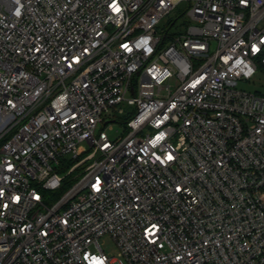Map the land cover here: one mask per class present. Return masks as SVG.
Masks as SVG:
<instances>
[{"label":"built area","instance_id":"2783aa9c","mask_svg":"<svg viewBox=\"0 0 264 264\" xmlns=\"http://www.w3.org/2000/svg\"><path fill=\"white\" fill-rule=\"evenodd\" d=\"M259 77L264 0H0V264H264Z\"/></svg>","mask_w":264,"mask_h":264},{"label":"rangeland","instance_id":"374dc122","mask_svg":"<svg viewBox=\"0 0 264 264\" xmlns=\"http://www.w3.org/2000/svg\"><path fill=\"white\" fill-rule=\"evenodd\" d=\"M186 9V5L183 2H180L172 11L171 13L160 23L157 30L164 31L166 29L167 35H177L184 32L185 27L189 24L187 19L184 17V10ZM171 23V25L168 26V24ZM239 88L244 89L248 92L252 91H259L264 87V78H254L252 82L249 83H240L238 85ZM134 95L137 96V84H134ZM125 97H130V94H125ZM120 109L122 111V114H118L117 110ZM132 108L127 107L125 104H120L110 110L109 114L106 116V122H105V129L104 132L107 136V138L112 141L117 138L123 137L127 130L125 129L124 123L129 115V111ZM110 126V129H107L106 127ZM77 150L80 153L81 157L89 154L90 150L87 149L86 145L84 143L77 145ZM80 157V158H81ZM92 160L86 161L83 165L77 167L73 172H71L69 175L65 176L64 180L62 181L61 188L57 190H50L46 191L44 193L45 196V203L46 205L52 204L57 198H59L73 183L79 179L81 176L82 169L91 163ZM73 162H70L66 160L65 167H63L61 170H59V174H64L70 165H72ZM100 244L101 250L110 256L115 255V247L109 239L106 237H103L98 242Z\"/></svg>","mask_w":264,"mask_h":264},{"label":"trees","instance_id":"16d2710c","mask_svg":"<svg viewBox=\"0 0 264 264\" xmlns=\"http://www.w3.org/2000/svg\"><path fill=\"white\" fill-rule=\"evenodd\" d=\"M171 24V22L168 24V25H170ZM259 70H261L260 68H258Z\"/></svg>","mask_w":264,"mask_h":264},{"label":"snow or ice","instance_id":"6c2138e0","mask_svg":"<svg viewBox=\"0 0 264 264\" xmlns=\"http://www.w3.org/2000/svg\"><path fill=\"white\" fill-rule=\"evenodd\" d=\"M171 158V157H170Z\"/></svg>","mask_w":264,"mask_h":264}]
</instances>
